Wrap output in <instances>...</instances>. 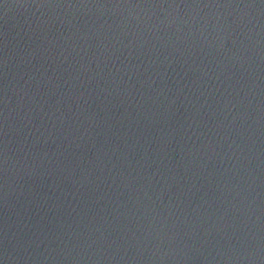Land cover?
<instances>
[{"label":"water","instance_id":"1","mask_svg":"<svg viewBox=\"0 0 264 264\" xmlns=\"http://www.w3.org/2000/svg\"><path fill=\"white\" fill-rule=\"evenodd\" d=\"M0 264H264V0H0Z\"/></svg>","mask_w":264,"mask_h":264}]
</instances>
